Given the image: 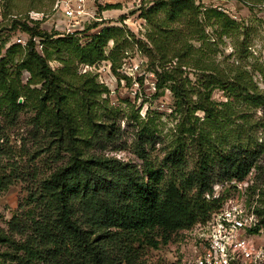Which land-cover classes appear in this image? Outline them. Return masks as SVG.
<instances>
[{
	"label": "trees",
	"instance_id": "1",
	"mask_svg": "<svg viewBox=\"0 0 264 264\" xmlns=\"http://www.w3.org/2000/svg\"><path fill=\"white\" fill-rule=\"evenodd\" d=\"M160 8L168 20L157 18ZM188 15L196 18L187 22L195 26L190 35L198 33L199 26L220 21L227 27V22H235L216 8L201 12L194 0H158L145 11L154 28L152 50L160 57L172 52L177 58L171 66L169 60L162 61V71L156 70L157 89L172 92L176 122L169 134L162 135L153 118L138 121L132 145L142 160L140 166L104 150L117 136V109L107 106L108 98L102 96L108 88L90 72L79 73L76 64L103 59L107 42L122 29L104 27L81 45L72 38H55L60 31L40 28L41 19L11 15L13 27L31 38L25 47L12 44L6 54L0 45V193L20 179L27 183V195L7 227L0 225V264H148L144 258L148 248L167 243L173 232L206 220L220 207L215 184L242 181L260 168L264 145L252 136L249 112L264 107V91L243 66L238 64L230 73L206 62L204 54L197 65L212 72L200 88L192 85L182 75L183 66L190 64L183 60L203 47L195 49L189 40L176 43L182 28L166 26ZM97 25L95 21L87 28ZM34 36L48 41L43 54L35 48ZM116 43L109 56L114 70ZM17 52L22 57L14 63ZM53 59L61 66L52 68ZM23 70L30 73L26 82ZM216 88L223 90L226 100L212 97ZM30 104L37 110L32 117L35 135L57 162L46 175L2 162L9 149L7 129ZM103 108L106 112L99 113ZM158 143L164 155L154 159ZM261 197L254 207L257 222L250 228L255 232L264 231Z\"/></svg>",
	"mask_w": 264,
	"mask_h": 264
},
{
	"label": "rangeland",
	"instance_id": "2",
	"mask_svg": "<svg viewBox=\"0 0 264 264\" xmlns=\"http://www.w3.org/2000/svg\"><path fill=\"white\" fill-rule=\"evenodd\" d=\"M58 0H0V45H3L2 54H6L7 49L17 42V38L23 36L28 42L30 34L12 25V16H23L30 18V13L38 12L40 28L53 32L60 31L54 37L72 38L81 45H85L92 35L99 32L104 27L121 28L114 39H110L106 46L105 57L93 64L80 63L77 61L78 72L88 71L99 83H103L108 92L104 93L103 98H108L109 107H114L116 119V139L105 146L107 154L115 155L140 166L142 160L135 154L133 148L134 134L138 127V121L144 118H153L154 123L161 130L162 135L169 134L176 122L172 115L173 95L169 89L158 90L156 87L157 72L162 71L159 63L169 60L167 64H175L177 58H172V52L166 57L152 50L153 42L150 38L154 30L152 24L144 17L145 11L155 4L158 0H99L97 9L93 11V18L82 20L76 28L84 30L78 35L70 36L64 30L65 20L59 9L56 7ZM169 1L170 0H165ZM196 5H200L201 12L209 8H216L223 11L235 22H227V27H222L221 22L217 21L212 25H205L198 28V33L190 35L192 28L188 26V20H195V16L181 17V21H168L166 26L171 28L180 26L182 33L177 38L178 44H183L189 40L195 49L200 46L202 50L193 56H186L183 61L190 64L183 66V76H188L192 85L197 88L202 86L204 77L212 71L202 70L198 67L199 56L204 54L206 62L215 63L219 68H224L230 73L236 70L239 64L252 75L254 81L260 89L264 91V0H194ZM107 4H117L112 8H105ZM105 9H104V8ZM160 8L157 18L167 19ZM10 12L5 17V12ZM165 11V10H164ZM33 15V13H31ZM41 14L42 15L41 17ZM166 17V18H165ZM200 20L204 18L202 13ZM168 20V19H167ZM186 20V21H185ZM98 22L96 27H87ZM29 22V21H28ZM31 25L34 23L29 22ZM200 29H203L200 30ZM34 40V38L32 37ZM118 42L119 49L115 50L116 68L112 66L109 58ZM38 51L43 54V49L48 41L37 36L34 41ZM42 43L43 46L38 43ZM171 42V41H170ZM21 44V43H19ZM174 44V43H173ZM172 44V45H173ZM23 47L26 44H21ZM66 52L62 53L65 55ZM22 54H14V63L21 60ZM52 68L61 66L59 60L49 61ZM233 70V71H232ZM21 77L26 82L30 77L27 70H23ZM35 85H32V87ZM38 87L40 84L37 85ZM216 100H226L227 96L223 90L216 88L212 93ZM25 97L20 101L24 102ZM107 104L106 102H103ZM106 106V105H105ZM36 108L30 104L22 110L12 126L7 129L8 136V155L2 160L3 163H16L20 169L29 171H39L40 175L49 174L57 162L51 157L50 150H45L43 140L35 135L32 117ZM106 112L105 108L99 109V113ZM202 116V112L197 113ZM252 122V136L257 138L264 145V107L258 106L251 108L249 112ZM158 143L152 155L154 159H161L164 152ZM260 168L253 169L242 181L219 182L214 186V196L221 197L220 207L215 208L210 213L219 211L222 208L231 210L238 216H246V232L261 248V253L253 261L248 260L246 264H264V231H251L257 214L254 207L259 194H262L264 201V146L263 154L259 158ZM6 170H9L6 168ZM26 184L22 180L15 181L8 190L0 193V225L7 227L8 221L16 213L19 204L27 195ZM261 204V203H260ZM228 208L230 210H228ZM250 214V215H249ZM254 215L255 218L251 215ZM209 216V217H210ZM208 217V218H209ZM232 218L235 215L232 214ZM252 217V218H251ZM207 218V219H208ZM206 219V220H207ZM200 221V222H205ZM194 227V226H193ZM192 227L172 233L167 243L161 244L158 248H148L144 255L148 264H187L189 260L190 248L192 247L188 238Z\"/></svg>",
	"mask_w": 264,
	"mask_h": 264
},
{
	"label": "built area",
	"instance_id": "3",
	"mask_svg": "<svg viewBox=\"0 0 264 264\" xmlns=\"http://www.w3.org/2000/svg\"><path fill=\"white\" fill-rule=\"evenodd\" d=\"M97 1L99 0H58L56 7L65 20L64 30L69 33L77 31L79 29L76 27L82 20L93 18ZM31 13L30 19H41L35 16L39 15L38 12ZM42 15L44 14L41 17ZM33 38L35 41L37 36ZM17 42L27 45L23 36L17 38ZM39 44L42 48L43 44ZM35 48L38 49L36 46ZM232 214L235 215L234 218L231 217ZM247 216H238L232 210L230 212L222 208L215 211L205 222L194 224L188 238H184L192 246L187 264H246L248 260L254 262L262 250L246 232ZM251 216L255 218L253 214ZM256 222L257 220L250 224L255 225Z\"/></svg>",
	"mask_w": 264,
	"mask_h": 264
}]
</instances>
